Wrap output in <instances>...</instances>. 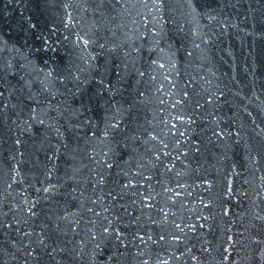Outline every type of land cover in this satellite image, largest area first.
Instances as JSON below:
<instances>
[{
	"label": "water",
	"instance_id": "water-1",
	"mask_svg": "<svg viewBox=\"0 0 264 264\" xmlns=\"http://www.w3.org/2000/svg\"><path fill=\"white\" fill-rule=\"evenodd\" d=\"M0 264H264V0H0Z\"/></svg>",
	"mask_w": 264,
	"mask_h": 264
},
{
	"label": "snow or ice",
	"instance_id": "snow-or-ice-1",
	"mask_svg": "<svg viewBox=\"0 0 264 264\" xmlns=\"http://www.w3.org/2000/svg\"><path fill=\"white\" fill-rule=\"evenodd\" d=\"M87 43V41H85V44ZM41 123H42V121H41ZM105 231H107V229H105Z\"/></svg>",
	"mask_w": 264,
	"mask_h": 264
}]
</instances>
